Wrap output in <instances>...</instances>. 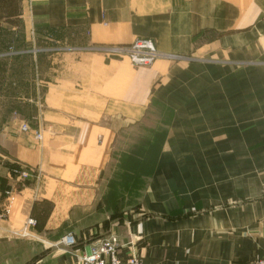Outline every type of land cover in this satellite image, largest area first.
<instances>
[{"label": "crops", "instance_id": "1", "mask_svg": "<svg viewBox=\"0 0 264 264\" xmlns=\"http://www.w3.org/2000/svg\"><path fill=\"white\" fill-rule=\"evenodd\" d=\"M29 19L53 32L52 104L0 131V264H80L104 239L95 234L120 138L154 104L168 114L166 135L138 215L116 230L120 257L263 259L264 0H0V31L25 37L9 51L35 47ZM136 39L180 60L138 68L104 51ZM17 166L35 175L23 180ZM82 229L76 246L62 244Z\"/></svg>", "mask_w": 264, "mask_h": 264}, {"label": "rangeland", "instance_id": "2", "mask_svg": "<svg viewBox=\"0 0 264 264\" xmlns=\"http://www.w3.org/2000/svg\"><path fill=\"white\" fill-rule=\"evenodd\" d=\"M12 22L14 26L20 27L22 25L21 20L18 19H14ZM22 22L23 27L25 22L23 20ZM29 27L34 34H30L28 43L35 47L30 51H23V55H21L22 51H9V48L5 47L12 38V47L19 49L25 37L21 34H14L10 37L5 32L0 31V131L6 122L15 117L22 116L30 123H34L33 118L36 116L38 108L46 109L47 105L52 104L51 98L47 99V92L51 87L53 76L51 60L53 54L58 53L52 45L53 32L52 30L37 28L35 25L32 27L30 19ZM37 34L40 37H37ZM152 112L153 114L142 126L138 125L126 130L121 136V144L115 149L113 160L108 169V178L110 181L114 180L115 184L118 182V178L115 176L118 173L117 168H114L117 165L116 154H121L124 150H132L131 147L138 145V140H153V134H155L153 129L155 128L158 129V133L166 130L168 114L155 105ZM123 189L120 188V190ZM127 192L133 194L127 195L122 192L123 196L116 195L114 200H111L109 196L108 199L106 197L105 212L100 216L101 228L97 226L96 234L93 231L95 235L101 232L102 238H108L117 234L118 228L133 223L138 215L143 191L134 193L132 190H127ZM1 211L4 213L2 209H0ZM83 230L78 235L73 234L76 240L79 236H85ZM131 255L132 253L129 256Z\"/></svg>", "mask_w": 264, "mask_h": 264}, {"label": "built area", "instance_id": "3", "mask_svg": "<svg viewBox=\"0 0 264 264\" xmlns=\"http://www.w3.org/2000/svg\"><path fill=\"white\" fill-rule=\"evenodd\" d=\"M106 55L114 59H127L133 66L150 67L154 63L161 59H167L169 61H177L180 56L173 54H163L156 48L155 43L150 39H136L132 44L127 47H110L104 50ZM22 131L28 132L29 127L24 125ZM36 138L41 140L42 136L36 133ZM14 174L23 180L35 175L33 169L26 168L24 166H17L13 170ZM4 216L2 211L0 212V219ZM36 225V221L33 219L27 220L24 227V235H29V229ZM62 244L68 248L76 246V238L73 234H68L62 240ZM80 264H145L141 258L136 254L129 256L128 258H121L119 255L118 239L116 235H111L108 238H104L101 241L93 244L87 253H85ZM251 264H264V258L255 260Z\"/></svg>", "mask_w": 264, "mask_h": 264}, {"label": "trees", "instance_id": "4", "mask_svg": "<svg viewBox=\"0 0 264 264\" xmlns=\"http://www.w3.org/2000/svg\"><path fill=\"white\" fill-rule=\"evenodd\" d=\"M157 107H160L159 104H154ZM155 130L153 134V140L143 141L138 140V145L132 150H124L121 154H116L117 165L114 168H117L118 182L110 181V189L108 196L111 197V200H114L116 195L123 196L124 194H133L127 192V190H132L134 193H139L145 189L147 180L152 175L155 167V163L159 156L160 151L162 150V143L166 135V131L158 133V129ZM115 179V178H114ZM118 186V188H117ZM120 188H124L120 190ZM6 191L3 189V183L0 187V198L4 197ZM119 196V197H120Z\"/></svg>", "mask_w": 264, "mask_h": 264}]
</instances>
